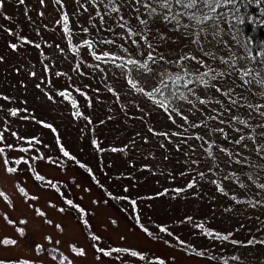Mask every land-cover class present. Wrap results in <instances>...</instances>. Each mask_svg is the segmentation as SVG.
<instances>
[{"label":"rangeland","instance_id":"obj_1","mask_svg":"<svg viewBox=\"0 0 264 264\" xmlns=\"http://www.w3.org/2000/svg\"><path fill=\"white\" fill-rule=\"evenodd\" d=\"M183 5L0 0L3 264H264V59Z\"/></svg>","mask_w":264,"mask_h":264},{"label":"trees","instance_id":"obj_2","mask_svg":"<svg viewBox=\"0 0 264 264\" xmlns=\"http://www.w3.org/2000/svg\"><path fill=\"white\" fill-rule=\"evenodd\" d=\"M176 5L178 4L175 0H171L170 7L165 8L176 11L178 10L175 8ZM197 10L206 14L208 18L215 14L218 16L217 20L235 28L247 41L250 56L254 60L264 59V0H209L207 3L205 0H198L190 12L187 8H184L183 12L188 15L189 13L195 14ZM139 18L147 19L146 16ZM45 19L46 17L41 20Z\"/></svg>","mask_w":264,"mask_h":264},{"label":"snow or ice","instance_id":"obj_3","mask_svg":"<svg viewBox=\"0 0 264 264\" xmlns=\"http://www.w3.org/2000/svg\"><path fill=\"white\" fill-rule=\"evenodd\" d=\"M21 2H23V0H21ZM109 2L112 3V2H114V0H109ZM131 2H133V0H130V3H131ZM154 2L160 4L162 8H165V7H170V2H171V0H154ZM175 2H176L177 4H181V3H183V4L185 5V7L191 9V8H194V7L196 6L198 0H187V2H185V0H175ZM205 2L207 3V2H209V0H205ZM134 3L137 4V5H139V4L141 3V0H134ZM144 6H145L146 8H148V10H149V15H151L152 13H155V11H156L155 8H152V7L150 6V4L145 3ZM112 10H113V11H119L118 8H113ZM136 11L138 12L139 9H136ZM192 18L195 19V14H193ZM120 19L123 20V17L121 16ZM162 19H163L166 23H172V21L175 20V21H176V24L179 25V21L176 20V17H174V16L163 15V16H162ZM137 20H138V22H139L140 25L145 26V28L147 27L148 21L143 20V19H140L139 16H137ZM119 26H120L121 28H123V27H124V24H120ZM184 27H187V26L185 25ZM128 31H129V33H131V29H129ZM136 35H141V38H142L143 40H145V41L148 40V37H147V36H144V35H142V34L139 33V32L136 33ZM162 38H163V37H162ZM132 42H133V44H136L137 47H139V44H138V42H137L136 40H133ZM86 43H87V42H86ZM105 43H111V41H105ZM89 46H91V45H89ZM11 47H12L13 49H15V48L17 47V45L13 44V45H11ZM147 47H148L149 49H151V48H152V45H151L150 43H148V44H147ZM104 55H108V53H105ZM96 58H97V59H100L101 57H100V56H97ZM147 59L150 60V61H152L153 63H156V58L152 55L151 52L148 53V55H147ZM161 59H163V57H161ZM191 59L195 60L196 57H191ZM128 63H129V64H133V65H137L139 68H141V69H143V70H145V71H147V72H150V73L153 71L152 68H150L149 65L146 64V63L141 65V64H139L138 61H135V60H129ZM173 63H174V62H173ZM198 63H199V61H198ZM210 71H211V69H210ZM157 75H162V74H161V73H157ZM206 75H208V73H202V74H199V75L197 76V81L200 82V83H203V84H205V85L207 86V85H208V81H206V80L204 79V77H205ZM245 75H249V73H245ZM213 78H214V77H213ZM128 83L131 84L133 88H136V84L133 83L132 81H128ZM161 83H162V81H161ZM251 83H252V81H245V84H251ZM256 83H257L262 89H264V78H262V79H260V80H257ZM211 87L215 88L216 91H218V92L221 90L220 88H216V85H215V84L211 85ZM138 91H140L141 93H143V92H144V89H143V88H140V89H138ZM160 91H161L160 88L153 86L152 91L147 92L146 95H147L150 99H153V100H154L153 92H160ZM224 95H228V93L225 92ZM165 99H167V98H165ZM180 99L186 100L187 98H186V97H180ZM154 103H157L158 106L161 107V108H165V107H166V105H165V103H164L163 101H155V100H154ZM189 103H190V102H189ZM200 103H201V104H204V103H206V101L201 100ZM232 103H233V105H235L237 102H236V101H232ZM248 107L251 108V107H253V106H252V105H248ZM261 115H264V113H262ZM210 118H214V117H210ZM183 119L187 120V117H183ZM232 119H238V117H232ZM222 122H223V121H222ZM241 123H244V122L241 121ZM193 126H194V127H198V125H193ZM260 127L264 128V125H260ZM216 131H219V132L222 133V132H223V129H217ZM237 131H239V129H237ZM164 135H167V134L165 133ZM197 138H198V139H202V138H200V137H197ZM243 139H244V137L241 136L239 140H236V141H235V143L239 144L240 141L243 140ZM113 150L115 151V149H113ZM2 151H3V149H0V152H2ZM221 151H225V150H224V149H221ZM65 155H67V153H65ZM193 163H195V161H193ZM236 163H239V161H236ZM6 171L9 172V173H12V172H15L16 169H15V168H7ZM200 175L203 176V173H200ZM192 186H193V184H191V183L188 185V187H192ZM261 187H264V185H261ZM219 190L223 191V189H219ZM23 191H24V190L21 189V192H23ZM177 191H180V190H177ZM0 195H3V193H0ZM68 203L71 204V201H68ZM133 203H135V202L133 201ZM61 211H62V209H61ZM38 214L43 215V213H38ZM47 222H48V223H51V221H47ZM57 227H59V226H57ZM20 231L22 232L23 230L21 229ZM46 239H48V240L51 242V237H46ZM225 239H226V237H225ZM4 243H13V244H14L15 241H7V240H6V241H4ZM57 243H59V241H57ZM37 247H38V248H42L43 246H42V245H38ZM101 251H102V250H101ZM79 254L83 255V250H80V253H79ZM133 255H136V253H133ZM0 264H3V262L0 261ZM18 264H28V262H18ZM161 264H163V262H161Z\"/></svg>","mask_w":264,"mask_h":264}]
</instances>
